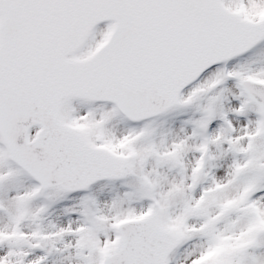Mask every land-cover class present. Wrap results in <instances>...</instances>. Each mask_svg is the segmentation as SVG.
<instances>
[{"label":"snow or ice","instance_id":"snow-or-ice-1","mask_svg":"<svg viewBox=\"0 0 264 264\" xmlns=\"http://www.w3.org/2000/svg\"><path fill=\"white\" fill-rule=\"evenodd\" d=\"M0 264H264V0H0Z\"/></svg>","mask_w":264,"mask_h":264}]
</instances>
